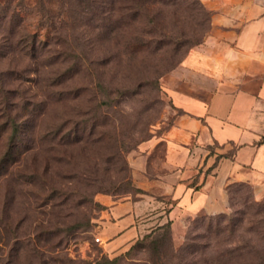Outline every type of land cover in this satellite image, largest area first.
Wrapping results in <instances>:
<instances>
[{
  "label": "rangeland",
  "instance_id": "1",
  "mask_svg": "<svg viewBox=\"0 0 264 264\" xmlns=\"http://www.w3.org/2000/svg\"><path fill=\"white\" fill-rule=\"evenodd\" d=\"M210 5L0 0V264H264V199L245 184L222 212L155 216L120 245L107 223L160 192L182 61L221 33Z\"/></svg>",
  "mask_w": 264,
  "mask_h": 264
},
{
  "label": "crops",
  "instance_id": "2",
  "mask_svg": "<svg viewBox=\"0 0 264 264\" xmlns=\"http://www.w3.org/2000/svg\"><path fill=\"white\" fill-rule=\"evenodd\" d=\"M210 7L221 33L182 61L190 89L172 91L181 113L161 139L165 172L151 180L160 192L111 207L115 245L155 216L178 228L186 216L222 212L239 183L264 199V0H212Z\"/></svg>",
  "mask_w": 264,
  "mask_h": 264
},
{
  "label": "trees",
  "instance_id": "3",
  "mask_svg": "<svg viewBox=\"0 0 264 264\" xmlns=\"http://www.w3.org/2000/svg\"><path fill=\"white\" fill-rule=\"evenodd\" d=\"M239 184H242V183H239ZM236 185H238V184H236ZM167 222H170L169 220H167Z\"/></svg>",
  "mask_w": 264,
  "mask_h": 264
}]
</instances>
